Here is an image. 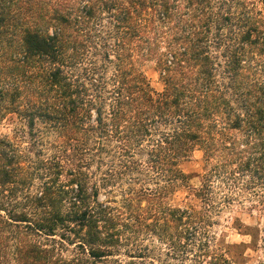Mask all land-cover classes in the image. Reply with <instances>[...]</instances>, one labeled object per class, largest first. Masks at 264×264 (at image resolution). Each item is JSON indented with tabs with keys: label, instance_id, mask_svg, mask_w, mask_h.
I'll return each instance as SVG.
<instances>
[{
	"label": "trees",
	"instance_id": "trees-1",
	"mask_svg": "<svg viewBox=\"0 0 264 264\" xmlns=\"http://www.w3.org/2000/svg\"><path fill=\"white\" fill-rule=\"evenodd\" d=\"M3 120L55 136L36 176L0 137L15 264H150L141 237L181 264H235L213 231L234 205L264 243V16L251 0H0ZM195 152L206 169L191 190ZM29 178L39 186L21 194ZM184 189L197 205L171 204Z\"/></svg>",
	"mask_w": 264,
	"mask_h": 264
},
{
	"label": "rangeland",
	"instance_id": "rangeland-1",
	"mask_svg": "<svg viewBox=\"0 0 264 264\" xmlns=\"http://www.w3.org/2000/svg\"><path fill=\"white\" fill-rule=\"evenodd\" d=\"M251 2H254L255 6L262 10L264 16V8L258 0H251ZM144 71L150 80L152 88L156 92L161 91L163 83L154 70L153 64H146ZM0 137L12 141L27 153L28 158H26V162L23 164L27 173L32 174L31 176L43 174L44 163L42 162L49 158L53 152L51 148V144L55 140L53 134L48 132L46 128L38 126L36 131H34V135H31L23 123L3 120L0 121ZM182 169L189 178L191 190L198 188L206 169L202 160V153L195 152L182 165ZM39 183L40 181L29 178L21 194L26 191L36 192ZM21 194L18 195L17 203H21ZM111 196L120 200L119 193H114ZM171 204L174 206H186L189 204L197 205L198 203L191 196V192L184 189L172 196ZM213 231L215 232L216 247L225 249L235 264H255L258 260H263L264 251L259 246L264 247V243H260V220L257 216L251 217L234 205L232 213L226 211L222 214ZM16 244V235L0 233V264L3 262L4 255L8 256L7 259H10V264H15L13 261V250ZM137 245L147 249L145 261L150 264H181L179 261L172 260L170 256H166L164 246L157 243L153 237H141L138 243L135 244V246ZM120 255V259H122L123 253ZM132 260L133 262L139 261L137 258ZM184 264H190V262Z\"/></svg>",
	"mask_w": 264,
	"mask_h": 264
}]
</instances>
